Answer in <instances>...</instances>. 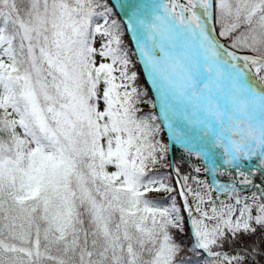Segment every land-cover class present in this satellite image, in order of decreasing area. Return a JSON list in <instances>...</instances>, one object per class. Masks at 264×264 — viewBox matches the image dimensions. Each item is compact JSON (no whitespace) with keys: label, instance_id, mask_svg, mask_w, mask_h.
Segmentation results:
<instances>
[{"label":"snow or ice","instance_id":"obj_1","mask_svg":"<svg viewBox=\"0 0 264 264\" xmlns=\"http://www.w3.org/2000/svg\"><path fill=\"white\" fill-rule=\"evenodd\" d=\"M108 12L99 0H0V264H185L181 208L151 195L176 191L150 174L167 148L155 118L136 116L146 94ZM128 28L173 137L206 162L205 149H220L251 184L240 169H264V0H156ZM188 180L176 184L189 250L212 264L264 257L255 245L214 251L258 231L264 240V188L242 198L234 184L197 181L201 192Z\"/></svg>","mask_w":264,"mask_h":264},{"label":"trees","instance_id":"obj_2","mask_svg":"<svg viewBox=\"0 0 264 264\" xmlns=\"http://www.w3.org/2000/svg\"><path fill=\"white\" fill-rule=\"evenodd\" d=\"M99 2L102 5H106L107 9L109 10L108 15L110 20H116L122 28V39L125 41L127 40L129 48H125L127 51L131 48V41L129 40L128 34L125 32V26L121 18L119 17L113 3L111 0H99ZM99 11L103 12L104 8L99 9ZM240 55L244 54L241 52H238ZM131 71L136 73V81L134 86L142 93L146 95H142L140 97L141 104H144L148 98H152V92L150 90L149 84L147 82V79L145 78L144 72L140 66V64L134 60L133 56L131 55ZM138 104V105H139ZM136 116L138 118L142 119H148L152 118V112L149 110H139L136 113ZM155 129H157V121L156 119H152L150 121ZM157 131V130H156ZM154 133V142L156 138V132ZM165 131L162 130L161 134L162 137L164 136L165 139L168 140V138L165 136ZM170 145V153H171V161H170V167L168 170L162 169V168H156L154 173H150L151 175H155L161 178H165L166 183H169L171 186H173L176 189L175 198L177 201V204L181 208V212L184 215L185 218V234L181 235L180 233H175L177 242L182 245L184 248V252L182 253V259L184 260L185 264H212L213 258L208 256L207 253L201 251H190L193 239L191 235V230L188 224V216L187 212L184 210L183 207V198L179 196V186L176 184V181L178 178H182L184 176L189 177L188 182L195 188L200 190L201 192L205 191V187L203 183L198 184L197 181L206 182L207 184H210L208 177H207V169L202 163L201 159L197 157L194 153L192 155H189V152L187 150H183L181 147L175 145V144H169ZM199 168L201 171L197 172L196 169ZM179 169V177L177 176L176 170ZM254 172V174H253ZM252 172V178L253 179H259V171L255 170ZM224 174L219 175L221 179L223 178ZM264 179V176H263ZM181 183L183 181L181 180ZM264 183V180H263ZM241 197H251L253 193H257V195L260 194V189H250V190H238ZM152 198L157 201L161 206L167 207L171 204V194L165 195V196H157L155 194H151ZM213 199H217V203L219 200H225L228 201V196L224 195L222 193H218L213 191L212 192ZM228 202H234V201H228ZM191 204V202L189 201ZM248 203H251V200L248 201ZM253 245L258 247H264V240H262L261 233L258 231L255 236L250 237H241V239L236 243H231L226 241L223 244V247L215 248L214 251L220 252L222 254H226L229 257L237 255V254H244L245 249H249ZM248 264H264V257L257 256L255 260H253L252 257L248 258Z\"/></svg>","mask_w":264,"mask_h":264},{"label":"water","instance_id":"obj_3","mask_svg":"<svg viewBox=\"0 0 264 264\" xmlns=\"http://www.w3.org/2000/svg\"><path fill=\"white\" fill-rule=\"evenodd\" d=\"M114 7L116 8L121 20L123 21L124 23V26L126 28V32L130 38V41H131V44H132V47L136 53V56H137V60L144 72V75H145V78L147 79V82L149 84V87L151 89V92L153 94V97H154V101H155V105H156V109H157V112H158V116H159V119L163 125V128L166 132V136L169 140V143L170 144H175L183 149H186L183 144L181 142H178L175 137H173L171 131H170V121L168 118H166L165 116V113H164V110L162 109V99H161V93L157 92L155 87L153 86L152 82H151V78L149 77L148 73H147V70L145 68V65H144V62L143 60L140 58V55H139V52L137 50V43H136V32L134 31H131L129 30L128 28V18H129V15L131 14V12L133 11H136L137 8H143V7H148L152 4H154L156 2V0H111ZM133 6H137V7H133ZM237 55H240L239 53H237ZM188 133H189V136H188V139L191 140L192 139V136H191V128H188ZM204 146L201 145V148H203ZM209 152V155H208V158H207V176H208V180L210 182V184H213L214 182H216V180H214L212 178V175H214L213 173V168L214 166H221V163H220V160H218L221 155V150L220 149H212V148H208V149H205ZM222 156V155H221ZM255 168L261 170L259 167H258V164H255L254 165ZM234 170L233 167H225V169H231ZM235 171V170H234ZM234 175H236V172L234 173ZM235 187L238 189V190H250V189H256V186H260L262 188H264V185L260 182V181H254L252 182L251 184L247 185L246 187L242 188L240 186L244 185V184H240L238 181L236 182V184H234Z\"/></svg>","mask_w":264,"mask_h":264},{"label":"rangeland","instance_id":"obj_4","mask_svg":"<svg viewBox=\"0 0 264 264\" xmlns=\"http://www.w3.org/2000/svg\"><path fill=\"white\" fill-rule=\"evenodd\" d=\"M184 2V0H181V3H183ZM116 9V8H115ZM117 11V10H116ZM118 13V12H117ZM119 15V14H118ZM120 17V16H119ZM100 23H103V20L101 19L100 21H99ZM125 32H126V28H125ZM126 34H127V32H126ZM130 40V39H129ZM104 41L99 37V36H97L96 37V42H95V44H94V46L97 48V49H99L100 48V46H101V44L103 43ZM123 44H124V46H125V48H129V45H128V42H127V40H123ZM129 52H130V54L133 56V58H134V60H136L137 62H138V60H137V56H136V53H135V51H134V49H133V47H132V44H131V48L129 49ZM97 59V64H99V63H110V60H104V59H102V58H100V57H97L96 58ZM139 63V62H138ZM131 66H132V63L130 64V69H131ZM117 67H119V66H117ZM115 75L116 76H119V71H117L116 73H115ZM118 83H119V80L117 81ZM151 90V89H150ZM129 91H131V89H129ZM162 95V94H161ZM103 108V102L101 101V109ZM137 108L139 109V110H149V111H151L152 112V117H154L155 119H156V121H157V124H158V126H157V133H156V138H155V142L156 143H158L159 145H162V146H165L166 148H167V152H165L163 155H164V160L161 162V164H158L157 166H156V168H162V169H165V170H168L169 169V167L171 166L170 165V161H171V153H170V145H169V141L167 140V139H165L164 138V136L162 137V134H161V132H162V130H164V128H163V125H162V123H161V121H160V119H159V116H158V112H157V109H156V105H155V101H154V98H153V96H152V98H148L147 100H146V102L144 103V104H139V105H137ZM138 110V111H139ZM137 111V112H138ZM168 116L169 117H171V112L169 111L168 112ZM170 121V120H169ZM174 122V121H173ZM165 131V130H164ZM165 136H166V133H165ZM167 137V136H166ZM220 158L218 159V160H220V163H221V166H214L216 169H218V172L217 173H214L215 174V176H218L217 174H222V173H226V175H228L227 177L229 178V179H231V181H234L235 179H234V173L236 172V178H237V180L241 183V181H242V177L238 174V170L236 169V168H234V170H232V168L231 169H225V167H231V166H229V165H226V164H224L223 163V160H222V156L220 155L219 156ZM202 159V158H201ZM202 161V163L204 164V166L205 167H207V162H206V160L205 159H202L201 160ZM115 169L114 168H112L111 166H109V168H108V171H114ZM240 170H242V171H244L243 170V168L242 169H240ZM212 178L214 179V175H212ZM218 182H220V181H218ZM188 185L191 187V188H193V189H195L189 182H188ZM173 187V186H172ZM174 188V187H173ZM176 192H173V193H171V197L172 196H174L175 197V194ZM153 194H155V195H157V196H165V195H168L169 193H153ZM171 197H170V199H171ZM188 200L191 202V203H193V197L190 195L189 197H188ZM178 205V204H177ZM179 206V205H178Z\"/></svg>","mask_w":264,"mask_h":264},{"label":"flooded vegetation","instance_id":"obj_5","mask_svg":"<svg viewBox=\"0 0 264 264\" xmlns=\"http://www.w3.org/2000/svg\"><path fill=\"white\" fill-rule=\"evenodd\" d=\"M201 159V158H200ZM202 160V159H201ZM249 164L251 165V167H249ZM255 164H258V161H256V162H243V165H242V168H243V170H244V172L247 174V175H249L250 176V179L252 180V182L253 181H260L263 185H264V183H263V176H264V169H261V170H259V169H257V168H255V167H253ZM241 168V169H242ZM255 170H257V171H259V179H253L252 178V172L253 171H255ZM222 174H224L223 175V178L224 179H221L220 177H219V175H221V174H217L218 176H214V178H215V180H216V182L217 183H219V184H222V185H229V184H236V182L238 181L237 180V178H236V175H233L234 176V181H231V179H229L227 176L228 175H226V173H222ZM218 181H220V182H218ZM239 182V181H238ZM240 183V182H239ZM240 184H243V183H240ZM241 187V186H240ZM256 189H262V187H256Z\"/></svg>","mask_w":264,"mask_h":264},{"label":"bare ground","instance_id":"obj_6","mask_svg":"<svg viewBox=\"0 0 264 264\" xmlns=\"http://www.w3.org/2000/svg\"><path fill=\"white\" fill-rule=\"evenodd\" d=\"M152 96H153V94H152ZM154 98V97H153ZM167 115H169L168 113H167ZM169 117V116H168ZM177 119H178V117H177Z\"/></svg>","mask_w":264,"mask_h":264}]
</instances>
